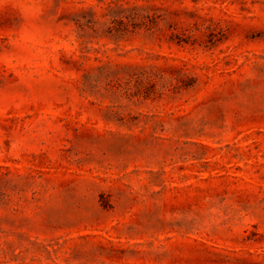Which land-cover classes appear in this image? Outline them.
Masks as SVG:
<instances>
[{
  "label": "rangeland",
  "instance_id": "obj_1",
  "mask_svg": "<svg viewBox=\"0 0 264 264\" xmlns=\"http://www.w3.org/2000/svg\"><path fill=\"white\" fill-rule=\"evenodd\" d=\"M0 264H264V0H0Z\"/></svg>",
  "mask_w": 264,
  "mask_h": 264
}]
</instances>
